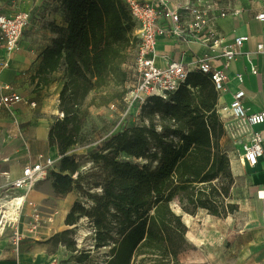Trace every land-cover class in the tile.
Wrapping results in <instances>:
<instances>
[{
    "label": "trees",
    "instance_id": "16d2710c",
    "mask_svg": "<svg viewBox=\"0 0 264 264\" xmlns=\"http://www.w3.org/2000/svg\"><path fill=\"white\" fill-rule=\"evenodd\" d=\"M57 1L63 23L47 22L53 37L31 83L34 90L42 89L63 69L58 94L63 116L56 117L48 131V144L57 147L60 158L48 176L56 195L77 189L93 201L86 208L75 200L64 223L73 225L87 217L95 229V247L110 246L106 264H181L180 254L189 249L187 226L173 210L174 201L189 214L203 210L226 218L238 211L231 201L235 178L221 142L224 129L214 85L208 75L192 70L165 98H146L142 119L147 123L111 135L91 154L99 170L90 174L86 186L100 191L87 192L79 162L67 154L81 135L79 106L88 94L124 82L123 65L135 58L137 24L126 0ZM44 10V4L33 12L31 8L30 23L42 18ZM59 236L50 238L57 241ZM67 247L76 251L72 241ZM80 255L79 262L84 260Z\"/></svg>",
    "mask_w": 264,
    "mask_h": 264
},
{
    "label": "crops",
    "instance_id": "0c3cea01",
    "mask_svg": "<svg viewBox=\"0 0 264 264\" xmlns=\"http://www.w3.org/2000/svg\"><path fill=\"white\" fill-rule=\"evenodd\" d=\"M174 1L191 4L215 2L220 7L227 8L225 15L215 20V26L222 36L223 45L232 44L237 36L248 37L240 49V54L230 62L227 69V90L222 93L217 102V110L222 122L230 121L229 112L222 107L230 101L231 93L239 86L235 77L237 73L243 77L241 87L245 90V107L250 111H264V22L255 17L256 13L264 8V0ZM37 4L45 5V10L42 12L43 19L33 20L28 26L22 36L19 51L9 55L1 54V58L8 61V66L0 71V82L9 84L11 90L19 94L22 100L13 104L9 109H0V186L6 180L4 173L13 179L20 174L27 162H38L49 157L55 160L54 165L57 166L60 158L57 147L48 144V131L56 116L49 104L53 96L58 97V91L62 85L63 69L53 74L51 84L39 90H34L31 75L38 65L42 51L51 44L53 37L47 27L45 28L47 32H44L45 37H40V23L54 20L55 23L62 24L63 11L57 0H0V10L12 14L18 10H29L33 6L35 8ZM257 44H262L263 49L258 50ZM205 51V47L198 42H178L172 37H164L160 38L157 43L154 60L160 66L165 65L168 60H180L192 67L196 56L205 55ZM252 65L257 67L256 74L250 72ZM50 91L52 93H49ZM221 142L223 146H227L224 136ZM233 170L236 176L242 177L241 179L245 182H250L254 189L264 186V158L255 167H247L234 162ZM252 174H258L261 177L253 181ZM46 184L51 191V179L44 178L26 194V203L39 204L41 189H44ZM12 195H18V193ZM8 202L14 201H11V196L5 195L4 191L0 190V207ZM72 202L67 207L66 213ZM259 216L261 221V207ZM254 236L256 240L264 241L263 225L257 229ZM25 238L15 248L7 246L5 235L0 237V264H53L59 256L58 252L48 251V243H37L36 238L31 235L29 236L31 240Z\"/></svg>",
    "mask_w": 264,
    "mask_h": 264
},
{
    "label": "built area",
    "instance_id": "2783aa9c",
    "mask_svg": "<svg viewBox=\"0 0 264 264\" xmlns=\"http://www.w3.org/2000/svg\"><path fill=\"white\" fill-rule=\"evenodd\" d=\"M129 13L136 22L134 32L135 46L134 67L137 80L131 91L133 99L144 102L151 96L165 98L167 93L176 90L184 83L189 71L197 70L208 75L218 94V100L227 90V69L230 62L240 54L247 36H237L232 44L222 43V36L215 26V20L224 16L227 8L215 2L191 4L174 0H126ZM30 9L18 10L12 14L0 10V71L8 66V61L1 58L20 50L22 36L30 23ZM256 19L264 22V8L256 13ZM172 37L178 42L195 41L202 44L205 55L194 59L193 66L180 61L168 60L165 65L155 63L156 46L160 38ZM262 50L263 45L257 44ZM217 61V62H215ZM252 65L250 72L257 73ZM238 88L231 93L230 101L222 108L229 112L230 121L223 122L224 137L233 148H226L233 163L238 162L247 167H255L264 158V111H250L244 105L245 90L241 87L243 77L236 74ZM22 97L13 92L9 84L0 82V109H9ZM218 111V110H217ZM59 117L63 113L58 114ZM8 160V158H6ZM55 160L46 158L38 162H27L20 174L10 179L7 173L5 183L0 186L11 201L0 207V237L5 235L7 241L17 248L26 236H29L49 215L41 206H32L30 217L24 214L26 194L54 169ZM21 193H20V192ZM18 193V195H12ZM256 197L261 202V223L264 226V186L257 187ZM11 211L7 212V208Z\"/></svg>",
    "mask_w": 264,
    "mask_h": 264
},
{
    "label": "rangeland",
    "instance_id": "374dc122",
    "mask_svg": "<svg viewBox=\"0 0 264 264\" xmlns=\"http://www.w3.org/2000/svg\"><path fill=\"white\" fill-rule=\"evenodd\" d=\"M42 19L40 18L39 21ZM46 24L45 21L40 23L41 38H44V32H47ZM133 61L131 57L123 65L127 72L123 83L119 85L111 83L98 93L88 94L79 106L83 113L81 135L78 143L72 146L67 154L76 157L80 164L82 184L91 194L100 191V188L87 189L86 186V183L91 181L90 174L99 170L91 160V154L111 135L126 128L147 123L142 119V107L147 101L139 102L133 99L131 94L137 80ZM58 97L53 96L49 104L56 115L54 120L61 112ZM226 145V148H233L231 142H226ZM5 148H7L6 145ZM55 166L56 164L54 168ZM232 173L235 181L231 189V201L238 204V211L229 214L226 218H216L203 210H198L195 214L185 213L179 208L177 201L171 204L173 210L181 214L187 226L185 238L189 249L180 254L181 264H264V241L256 240L254 236L257 229L262 227L259 216L261 203L255 193L257 188L254 189L250 182H245L241 179L242 177L236 176L234 170ZM48 177L47 175V179ZM260 177L258 174L251 175L253 181ZM41 192L40 203L31 205L41 206L43 212L49 217L44 219L30 235L36 238L37 243H48L49 252L59 253L53 264H106V260L110 258V246L98 249L95 247V229L89 219L84 216L75 224L66 225L65 217L61 215L63 206L68 207L72 201L78 200L86 208L90 207L93 201L82 196L77 189L65 196H59L53 190L49 191L46 184ZM26 204L23 212L30 217L33 207ZM64 230L68 232L61 234ZM57 233L60 234L57 241L55 238H50ZM29 236L25 239L31 240ZM71 241L76 251L68 249L67 244ZM6 243L9 247L13 246L7 240ZM79 255L84 257L81 262L77 260Z\"/></svg>",
    "mask_w": 264,
    "mask_h": 264
},
{
    "label": "bare ground",
    "instance_id": "6f19581e",
    "mask_svg": "<svg viewBox=\"0 0 264 264\" xmlns=\"http://www.w3.org/2000/svg\"><path fill=\"white\" fill-rule=\"evenodd\" d=\"M11 211V207H8L7 208V212H10ZM66 211H67V206L65 205V206H63V208L61 209V212H62V216L66 213Z\"/></svg>",
    "mask_w": 264,
    "mask_h": 264
}]
</instances>
